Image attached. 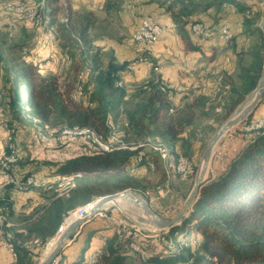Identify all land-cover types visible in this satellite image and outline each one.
<instances>
[{"label":"trees","instance_id":"obj_1","mask_svg":"<svg viewBox=\"0 0 264 264\" xmlns=\"http://www.w3.org/2000/svg\"><path fill=\"white\" fill-rule=\"evenodd\" d=\"M258 2L259 0L250 3L246 0H174L169 6L177 32L187 47L194 48L191 36H198L191 31L193 22L201 21L207 26L221 23L218 20L217 23L208 24L192 17L199 8L221 7L232 3L243 14L245 37L250 39L258 33L259 38L239 52L236 79L228 80L230 96L222 107L225 110L224 118H228L247 100L246 96L252 93L261 75L264 33L258 25V17L262 15ZM46 4L51 5L48 24H56L59 39L66 40L65 43H77L95 27L92 12L75 9L71 0H47ZM105 10L108 16L116 15L117 2L108 1ZM61 14L64 17L62 21L57 19ZM233 38L234 34L230 41ZM7 45L9 51L15 53L23 48L22 44L17 43ZM70 54L72 56L73 52L70 51ZM244 57L247 58L246 61H243ZM13 59L12 57L11 60ZM0 60H4L1 45ZM10 62L5 64L7 73L11 72ZM136 62L137 58L120 63L111 56L106 67L89 69L86 82H82L77 76L71 78V75H67L62 81L59 76L45 75L34 63H29L21 70L28 80L27 96L25 103H22L24 99L19 94V88L13 86L8 103L12 112L18 114L25 109L26 103L30 105L32 101H36L38 104L34 105L37 106L35 109L39 108V104L43 105V108L36 110L41 116L47 117L53 113L63 115L68 112L69 119L75 117L79 127L90 126L105 142L112 140L111 136L116 135L115 126L121 125L119 127L123 138L120 144L105 149L93 143L90 137L84 136L93 144L89 150L62 162L45 160L47 165L54 166L52 174L80 171L86 175H98L111 172L125 181L126 165L128 161H132L130 158L133 156L138 163L149 168L162 167L164 158L162 159L159 150L148 147L147 137L171 145L170 161L174 164L183 156L177 147L184 151L187 144L198 139L194 122L195 110L205 105V98L200 96L191 103L177 107L170 95L173 88L162 90L158 82L163 80L162 73L154 69L143 83L129 91L120 81V73ZM78 82L83 89L82 94L75 97ZM259 106H263V113L259 117L262 119V126L238 133L237 144L234 145L233 142V146L228 147L227 157L222 158L220 165L208 174L192 211L167 231L163 245L158 248L146 246L140 242L139 239L144 238L140 236L134 240L145 253L134 254L128 249L130 246L127 241H122L114 229L112 234L104 237L105 242L99 247V253H95V258L85 259L84 254L88 249L86 245L73 264H264V96ZM254 113L248 117V121L253 119ZM35 160L37 159L19 162L21 178L26 179L27 175L33 174L32 163ZM10 169L11 167L8 171L12 176ZM30 182L32 180L29 178L27 183ZM9 198V195L0 197V215L6 219H19L14 217ZM92 200L90 191L84 186L76 185L71 188L68 196H50L47 203L36 208L38 212L35 211L39 214L34 218L33 212L30 217H25V224L20 227L16 226L19 221H13L11 225L7 224L8 221L0 223L8 243L16 253L15 264H37L32 248L35 245L34 238L41 240L43 248L66 216ZM184 230L187 233H183ZM192 231L194 235L186 236ZM177 234H185L183 240ZM174 238L175 243L172 240Z\"/></svg>","mask_w":264,"mask_h":264},{"label":"rangeland","instance_id":"obj_2","mask_svg":"<svg viewBox=\"0 0 264 264\" xmlns=\"http://www.w3.org/2000/svg\"><path fill=\"white\" fill-rule=\"evenodd\" d=\"M46 1L47 0H42L41 2L35 0H0V45L3 47V58L5 60H0L1 103L9 99L13 86L19 88V94L24 99L22 103H25L27 96L26 84H28V80H26V75L21 73V70L29 63L36 64L43 74L59 76L62 81L67 75H71V78H76L77 76L79 80L86 82L89 76V69L106 67L111 56H114L115 60L122 61L131 51L137 53L136 56L131 59L133 60L145 52L141 54L142 51L136 44L137 41L135 40L136 42H134V38L132 40L131 35L127 36V34L124 33L125 37H118L120 34L117 33V27L115 28L114 24L109 23L103 25L99 24L100 26L93 28L88 32L86 37L81 38L77 43H65L66 40L59 39L56 24L53 26L48 24V14L51 5L46 4ZM258 3L260 7L257 6V8L259 7L262 13L261 17L257 16L259 25L264 15V4L261 5L260 2ZM57 19L62 21L64 17L61 14ZM259 35L261 36L260 33ZM258 38L257 33L256 36L250 39H244L243 47L247 48L249 44L254 40L256 41ZM211 40L213 41V45L210 50L208 49L210 52L198 55V63L203 64L204 68L207 67L209 76L212 78V83H214V92L211 95L212 100L210 99L212 107L209 108L211 110L209 114H205L201 109L195 110L194 122L196 124L195 130H197L198 139L194 140L191 144H187L184 151L180 149V155L187 158L189 162L187 165L189 166L186 167L185 165L183 169L179 168V164H177V168L171 165L168 167L166 166V160L161 156L163 159L162 167L153 169L138 163L136 157L133 156L130 158L132 161H128L126 165L127 173L125 176L123 175L124 178H127L125 181H121L118 176H115L111 172L98 175H86L82 174L80 171L70 174H52L51 169H53L54 166L47 165L45 161L47 160L45 152H50L49 150L46 151V149H48L46 146L53 144L57 148L77 149L83 148L89 144L93 146V144L87 137L65 134V129L79 130L85 127H79L75 122V117L69 119L68 112L63 115L53 113L47 117H43L36 112L39 108H43V105L39 104V108L35 109L37 106L34 105L38 103L32 101L30 105H27V103L24 105L25 113L22 115V119L15 121L12 117L9 119V116L2 122L4 126L5 123L8 124L5 126V129L2 128L3 130H0V170H2V159L4 154H13L16 159L10 165V172L16 179H23L21 178L22 175H20L19 162L35 158L37 160L33 161L32 164L33 166L39 167L32 168L33 174L27 175L28 177L25 180H19L18 184L11 181L8 182L0 173V196L4 195L5 191H8L13 200V204H15V209L18 210L19 214L21 213V215L14 216L19 219H6L3 215H0V223L8 221L7 224L11 225L13 221H19L16 226L20 227L21 224H25L23 220L25 217H30L33 212L34 218L39 214L36 213V207H40L43 203H47V198H50L53 194L68 196L71 188L76 185L84 186L86 190L90 191L93 195L92 201L106 194L129 189L147 200L161 216L165 218L175 216L179 212L195 182L199 167L201 168V159L210 137L227 119L224 118L225 110L222 108L224 102H227L230 96L229 83L228 80L225 79V76L227 75L229 78L233 77V79H236L234 75L239 66L237 61L236 70L234 71L232 66L234 60L228 54L229 52L227 53L225 45H221L217 38ZM15 43L22 44V50L16 53L10 52L7 48V44ZM70 51L73 52L72 56ZM262 53L264 55V47ZM12 57L14 58L13 60H11ZM227 57H229V59H227ZM152 59L153 54L152 51H150L146 61L138 63L137 66L142 63H152V68L156 72L162 73L160 62L157 60L153 62ZM246 59L247 58L244 57L243 61H246ZM140 60H142V58ZM9 61H11V72L7 73V65L5 64H8L7 62ZM137 66L134 70L125 71L124 76L128 78L130 74H135L134 72L137 71ZM147 75L148 74H144L137 77L139 79H132V76L129 77V79L123 77L124 79L120 81L122 83H127L130 88H133L141 82H144L148 78ZM133 76L135 77V75ZM224 80L226 82H224ZM181 88L182 91L180 93H173L171 97H180L189 91L188 87L181 86ZM82 89V84L78 82L74 96L76 97L82 94ZM250 95L251 93L246 96V99ZM9 113L11 112L9 111ZM247 119L226 132L215 145L212 159L208 164L210 167L209 173L213 172L214 169L220 165L222 158L225 156L227 157L228 147L233 146V142L235 143L234 145L237 144L238 141L236 139L239 138L237 137L239 136L238 133L241 132V130H245V127L249 126L252 120L259 122V112L254 114L252 120L248 121ZM119 126L121 125L117 124L115 126L114 133L116 135H112L111 138L112 140H119L121 143L123 137L122 130H120L121 127ZM146 139L154 141L150 137ZM112 140L109 142H112ZM95 144L97 145V143ZM166 146L170 152L171 145L166 144ZM188 170L190 171L187 177L183 179L182 174L184 171ZM76 173H79V175H75ZM29 178L32 182L27 183ZM161 187L164 188V193L162 194L158 191ZM32 208L36 211H33ZM110 210H113L119 217L125 218L131 226L135 227L138 231V238L140 236L151 240L157 238L158 241H156L160 243V246L163 245V242H166L165 235L168 229L141 226L137 222V217L143 213V209L136 206L134 203L126 200L123 202L111 201L105 204L100 212L106 214L109 213L107 211ZM76 211L77 210L66 216L65 219L75 214ZM97 215L100 216V213H96L92 217H89V219ZM114 229L116 228L114 227ZM182 232L187 233V230ZM177 235L183 240L185 234ZM192 235H194V231L190 232L188 235L186 234L188 237ZM53 237H55V235L47 241L43 248L40 245L41 240L39 238V242L32 245L35 253V263L39 264L41 262V256L48 242ZM83 238L84 235L82 236V239ZM0 239L6 243L8 242L1 226ZM172 240L175 243L176 239L174 238ZM72 242L73 239L70 240V243ZM0 246H6V244L0 243ZM75 249H77V245L75 244L73 247L67 246L64 253V249L60 252L54 264H66L68 255ZM13 257L11 253L7 255L3 264H11L13 260L17 261L16 257Z\"/></svg>","mask_w":264,"mask_h":264},{"label":"crops","instance_id":"obj_3","mask_svg":"<svg viewBox=\"0 0 264 264\" xmlns=\"http://www.w3.org/2000/svg\"><path fill=\"white\" fill-rule=\"evenodd\" d=\"M108 1L110 0H71V3L75 9L81 12H92L95 18V27L100 26L99 24H114L115 28L117 27L118 29L117 33L120 34V36L118 37H125V33L127 34V36L131 35L132 40V35L137 30L141 18L145 15L155 16L158 21L165 27V31L163 32L162 36L155 42V44L150 48V51H152L153 54L152 60L153 62H155L156 60L160 62L162 71L161 78H163L166 82L169 81L173 85L185 86L189 89V91L184 93L183 96L175 98L171 97L173 104L177 107H182L186 103L193 102L197 97L203 96L205 98V105L203 107H199V109H201L202 111L204 110V113L207 112L205 114H209V112L211 111L209 108L212 107V102L210 101V99L212 100L211 95L214 92V83H212V78L211 76H209V70L207 69V67L204 68L203 64L198 63V55L209 53V50L213 45V41L211 39L192 35L191 41L192 44L195 45V47H187L185 45V42L177 32L176 25L173 20L172 11L169 9V6L172 2H174V0H115L118 4V11L116 12V15L112 16H108L105 10V6ZM246 1L250 3L253 0ZM174 10H176V7L174 8ZM192 17L205 21L208 24L217 23V21L219 20L220 22L227 23L230 26V29L234 33V38L232 39V41L226 39L217 40L220 41L221 45H225L227 53L229 52L228 54L231 56V58H233L234 64L232 66L233 70L235 71L237 61L239 65V52L243 49H246L243 47L244 39H246L242 27L243 14L239 10V8L232 3L224 4L221 7L212 6L209 8H199L194 11ZM133 41L136 42L135 40ZM136 44L141 49V54L144 51L146 52L147 49L142 43L137 41ZM136 54L137 53L130 51V53L126 55L125 59H123L122 61H116L121 63L127 60H131L134 56H136ZM148 54L149 52H146V54L142 56V60H140V62L146 61ZM227 59H229V57H227ZM136 65L137 62L134 64V66ZM151 65L152 63L139 64L137 66V71L134 72L135 74H130L129 77L132 76V79H139L137 77H140L144 74H148L147 76H149L153 71ZM129 70L130 68H128L126 71ZM238 71L239 66L236 74L238 73ZM124 73L125 71L120 73L121 79H124L126 77L124 76ZM236 74L234 76H236ZM133 75H135V77ZM129 77H126V79H129ZM225 79L229 80L233 79V77L229 78V76L226 75ZM124 84L129 91L135 90V88L138 86L137 85L133 88H130L127 83ZM181 89V87H175L170 95H172L173 93H180L182 91ZM8 103L9 99L6 100V102L1 103L0 105V130H3L2 128L5 129V126L8 123H5L4 126V123L2 122L9 116V119L12 117L15 121H17L22 119V115H24L25 113V109H22V111L18 114L13 113ZM9 111L11 113H9ZM254 112H259L260 117V115H262L263 113V106L258 105ZM46 147L48 148L46 149V151H50L45 152L47 160L62 162L67 158L89 150L91 144L77 149H65L64 147L57 148L53 144ZM180 149L181 147L178 146L177 150L180 151ZM35 167L39 166H33V168ZM6 195H9L10 197L9 200L12 202L15 216L21 215V213L19 214L18 210L15 209V204H13V200L8 191H5V194L0 197H4ZM48 199L49 198H47L46 200ZM44 204L45 203H43L42 205ZM34 210L35 209H33V211ZM110 224L115 227V224L109 222L107 218L102 216L101 214L100 216L97 215L94 218L86 220L78 229L76 235L73 238V242H69V244H67L63 250L64 253L67 246L73 247L74 244L77 245V249H75L68 255V261L66 264H73L74 260H76L80 256L83 247L86 245L88 246V249L84 254L85 259H88L89 257L91 259V257H93V255L95 254L92 252L95 249L99 248L105 242L104 237L114 232V227ZM83 235L84 238L82 239ZM139 240L146 246H155L157 248L160 246V243L157 242V238H155V240L140 238ZM0 243L6 244V246H0V264H3L5 261V257L10 253L8 250V242L6 243L0 239ZM80 264L86 263L82 262Z\"/></svg>","mask_w":264,"mask_h":264},{"label":"water","instance_id":"obj_4","mask_svg":"<svg viewBox=\"0 0 264 264\" xmlns=\"http://www.w3.org/2000/svg\"><path fill=\"white\" fill-rule=\"evenodd\" d=\"M259 26L264 33V15L260 20ZM263 96H264V63L259 81L256 87L254 88V90L252 91L250 97L247 98V100L243 102L240 106H238L236 110L224 121V123L210 137L206 149L202 156V159H204L203 160L204 165L202 168L199 167L198 174L191 188V191L187 195L179 212L175 216L170 218H165L161 216L149 204L147 200H145L143 197L139 196L134 191L129 189H124L118 192L100 196L93 201V205L88 213L84 214L80 218H77L68 226L59 244L55 247V249L51 252V254L43 262H40L39 264H52L56 260V258L59 257L60 252L65 248V246L69 244L70 240L74 238L81 225L86 220H89V217L95 215L105 205L104 203L112 201L118 197H126L128 198V200L132 201L133 203H138L141 206H143L146 212L150 213L154 218V220L156 221L158 229L166 228L169 230L171 227L179 224L183 220V218L185 216H188L192 211L193 205L198 198L200 187L209 174L210 167L208 166V164L212 159L213 149L215 145L219 142V140L222 138V136H224L226 132L230 131L235 126H238L241 122L247 119L250 114H252L255 111L257 106L260 104ZM251 129H245V130H251ZM61 228L62 225L58 228L56 233H58Z\"/></svg>","mask_w":264,"mask_h":264},{"label":"bare ground","instance_id":"obj_5","mask_svg":"<svg viewBox=\"0 0 264 264\" xmlns=\"http://www.w3.org/2000/svg\"><path fill=\"white\" fill-rule=\"evenodd\" d=\"M260 4L263 5L262 3H260ZM143 17L146 18V19H149L150 22H154V26L155 27H162V24L158 21V19L155 16H153V15H145ZM143 17L141 18V20H143ZM195 24H201L202 25V27H200V36L204 37V38H207V39H212V38H215V37H223V38H225V29L223 28V25L225 26V28H227V31H228V36H227L226 40H230L232 38V36H233V32L230 29V27L227 24H224V23L216 24L214 26H207L206 24H204L201 21H196ZM190 27H191V31L195 35H198L197 26L193 25V23H192ZM210 27H211V31H210V29H208ZM133 38H134V40H136V41H138L140 43H143L142 21H140V23H139V25L137 27V30L134 32ZM132 66H134V65H132ZM158 82H159V87L162 90L172 89L173 88L172 86H169L168 82H166L164 79L160 80ZM254 123H255V121H254ZM254 123L251 124V122H250L249 126H246L245 129H251L252 125ZM79 130L84 131V133H92L94 135H97L94 132V130L92 128H90V127H82ZM67 131H73V130H66L65 129L64 132H67ZM147 141H148L147 144L150 147L154 148L155 150H159L161 152L162 157L166 160V166L169 167L170 164H169V162H167V159H168V149H167V147L165 146V148H163L159 142H154V141H151V140H147ZM95 143L99 144V146H101L102 148L109 149V147L105 146L104 143H102V142H95ZM8 153H10V152H8ZM15 160L16 159H15L13 154H4L3 159H2V170H0V173L2 174L1 176H3L8 182L11 181V182H14V183L18 184L19 181L17 182V181H15L16 180L15 178H11L12 176L10 175V173L8 171L11 163L13 161H15ZM203 160L204 159H202V162H201V168L204 165V161ZM182 161H188V160H187L186 157L180 156L178 163H182ZM171 166L177 168V164H171ZM3 174H5V175H3ZM161 190H164V188L161 187V188H159L158 191H161ZM125 200L133 203L132 201L128 200V198H126V197H118V198H116V199H114L112 201H114V202H123ZM109 202H111V201H109ZM109 202H107V203H109ZM107 203H104V204H107ZM134 204L136 206H138V207H141L143 209V213L140 216L137 217V222L143 227H151V228L154 227V228H157L156 221L154 220L152 215L150 213L146 212L144 207L141 206L140 204H138V203H134ZM92 205H93V201L83 205L82 207H80L75 212V214H72V215H70L69 217H67L65 219V221L62 223V228L59 230L58 233L55 234V237H53L48 242V244H47V246H46V248H45V250H44V252H43V254L41 256V262H43L51 254V252L55 249V247L59 244V242L61 241V238H62L64 232L66 231V229L68 228V226L74 220H76L77 218H80L84 213L85 214L88 213L89 210L91 209ZM100 210L98 212L102 216L106 217L109 222H112L113 224H115V228H116L115 230L118 233V235L120 236V239H122V241H124V242L127 241L128 245L130 247H132V245L134 244L138 250H143V248L134 240V238H137L136 235H138V231H137V229L135 227L131 226V224L126 219H124V221H121V220H110V213L104 214V213H101ZM129 227H130V234L126 235L129 232ZM38 242H39L38 239L34 240V243H38ZM144 253L142 255H144ZM11 254H12V256L16 257V253H15V251H14V249L12 247H11ZM93 258H95V254L93 255Z\"/></svg>","mask_w":264,"mask_h":264},{"label":"built area","instance_id":"obj_6","mask_svg":"<svg viewBox=\"0 0 264 264\" xmlns=\"http://www.w3.org/2000/svg\"><path fill=\"white\" fill-rule=\"evenodd\" d=\"M259 2L264 4V0H259ZM141 21H142V29H143V43L142 44L147 49L146 52H150V50H151L150 48L162 36L163 32L165 31V27L163 25H162V27H155L154 26V22H150L149 19H146L144 17H143V20H141ZM193 25L197 26L198 35L200 37V27H202V25L201 24H195V22H193ZM223 28L225 29V38H217V39L224 40V39L227 38V36H228L227 28H225L224 25H223ZM208 29H210V31H211V27L208 28ZM214 39H216V38H214ZM146 52L144 54H146ZM144 54H142L141 56H139L137 58V64L140 63V59L142 58V56ZM136 66H130V70H134L136 68ZM168 85L172 86L173 88L181 87V86L173 85L169 81H168ZM261 126H262V119H260L259 122L254 123L252 125V128H259ZM65 134H67V135L68 134L69 135H75V136H88V137L91 138L93 143L102 142V143H104L105 146H114L115 144L116 145L120 144L119 140H114L113 139L112 142H105L100 135H94L92 133H84V131H82V130L67 131ZM159 143L161 144V146L163 148H165V143L164 142H159ZM167 162H169L170 165L174 164L173 162L170 161V152H169V150H168ZM188 163H189L188 161H182V163H175V164H179V168L183 169V167L185 165H186V167L189 166V165H187ZM188 173H189V170L188 171H184V173L182 174V178L185 179L187 177ZM3 175H5V174H3ZM18 180H25V178L16 179L15 181L18 182ZM168 190H169V188H168ZM159 192L162 194V193H164V190H161ZM109 213H110V220H121V221H124V219H125V218L119 217L117 214H115V212L113 210H110ZM129 234H130V227H129V232L126 235H129ZM136 236H138V235H136ZM11 247H12V245L8 244V249H9L10 253H11ZM128 249L132 250V252L134 254H141L142 255L144 253V250H138L134 244L132 245V247H129ZM92 253H99V248L95 249ZM55 262H56V260L52 264H54ZM15 263H16L15 260H13V262L11 261V264H15Z\"/></svg>","mask_w":264,"mask_h":264}]
</instances>
